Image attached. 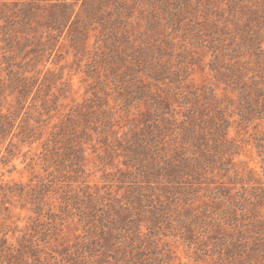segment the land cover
<instances>
[{
    "label": "rangeland",
    "instance_id": "1",
    "mask_svg": "<svg viewBox=\"0 0 264 264\" xmlns=\"http://www.w3.org/2000/svg\"><path fill=\"white\" fill-rule=\"evenodd\" d=\"M123 1L127 18L118 42L103 36V25L87 20L80 0L76 5L80 21L73 18L75 28L64 30L51 57L50 49L44 45L42 60L29 63L37 43L45 42L56 9L42 4L31 29H27L14 23L19 6L0 0V115L18 106L19 93L9 84L3 58L8 53L12 55L9 64L14 72L30 71L27 76L38 78L18 124L22 121L34 132L43 133L33 144L22 143L17 130L0 135V188H16L15 184L27 185L41 179L49 185L41 208L42 225L36 224L38 216L30 203L14 194L6 198L0 195V238L7 232L11 244L25 246L32 264H131L130 259L136 264H239L236 259L219 256L214 244L229 243L230 235L235 237L238 233L219 221L217 209L225 200L221 196L215 201L212 192L219 194L223 189L226 195L254 205L256 226L250 228V235L240 244L249 246L256 241V231L264 229V121L240 123L236 92L231 87L225 91L224 71L222 82L216 81L210 69L214 56L204 45H210L214 33L221 29L236 36H227L229 43L249 36L245 27L257 25L264 0H191L198 5L195 10L186 0ZM232 14L238 17L239 26L231 21ZM80 32L87 37L84 51L71 45L69 33L75 36ZM262 34L264 48V30ZM4 36L10 39L8 45ZM17 42L23 44L19 50ZM245 60H249L248 53ZM254 69L257 68L253 66ZM175 76L182 79L183 88H178ZM209 86L216 88L228 119L227 137L236 147L229 156L231 169L228 173L216 169L207 179L203 178L192 204L170 205L171 199L164 196L167 187L161 183L163 180L156 174L147 178L141 175L130 164L129 149L135 151L138 139L148 136L149 131L151 134L153 128L147 124L151 126L155 119L161 130H152L154 135L161 140L177 136H170L176 129L172 119L177 118L179 123L187 108L181 92H205ZM148 90L152 91L158 111ZM75 106H81L87 115H79L77 120L79 129L87 133L83 138L85 152L73 154L77 160L80 156L82 170L76 171L67 162L60 171L53 167L46 171L43 142L53 125L64 120ZM139 163L136 162L137 167ZM63 195L67 196L66 201L61 198ZM126 204L133 208L127 215ZM187 208L209 220L192 226L189 234L185 232ZM138 209L142 210L140 215L135 214ZM162 209L168 216L155 225L154 214ZM128 218L134 224H128L130 228L123 231L122 239L100 235L103 219L107 225L112 221L124 223ZM89 237L99 250L97 255L83 249ZM30 243L35 245L32 251L40 255L41 263H34L33 252L28 250ZM77 250L83 252L82 257H78Z\"/></svg>",
    "mask_w": 264,
    "mask_h": 264
},
{
    "label": "trees",
    "instance_id": "2",
    "mask_svg": "<svg viewBox=\"0 0 264 264\" xmlns=\"http://www.w3.org/2000/svg\"><path fill=\"white\" fill-rule=\"evenodd\" d=\"M9 1H12L15 6H19L16 11L20 12L16 15L17 18L14 20V23L22 24L27 29H31L32 20H34V17L37 15V9L42 4H49L50 7L56 9L53 15H51L53 23L51 29H49V33L46 35L45 42L40 41L37 43L38 47H35L33 51L35 55L29 60V63L42 60L41 57L44 55V48H46L44 45H47L50 49L49 56L51 57L64 30L69 28L71 31L75 28L76 22L73 18H76V21H80L79 14L76 12V5L80 0H72V3H69L68 0ZM185 2L192 7V10L198 8V5L192 3L191 0H186ZM82 6L87 20H95V22L103 25L106 30L103 36L109 39V41L115 40L118 42V34L122 32L126 25L125 1L83 0ZM255 11L256 13L258 12V10ZM260 13L262 14L258 15L260 20L257 22V25L249 27V29L248 25H246L245 28H247L249 36L240 37V42L236 40H233L232 43L227 42V36L231 34L230 36L233 39H236V36L232 32L221 29L220 33H214L210 45H204L209 48L214 56L210 69L216 81L218 83L222 82L221 73L224 71L226 78L223 81L226 86L224 88L225 91H227L228 87H231L236 92V114L241 124H253L256 120L264 121V48L262 39L264 7L260 9ZM231 16L233 17L231 19L233 24L238 25V17L234 14ZM55 31L56 34H54ZM69 35L71 37V45L75 49H79V51H84L87 43V37L84 33L80 32L75 36L69 33ZM3 41L8 45L7 42L10 39L4 36ZM97 42L95 45H97ZM199 43L201 44V42ZM17 44L18 50L19 45L21 48L23 47V44L18 42ZM247 53L249 54V60L244 61ZM11 57L12 55H8V53H4L3 55L4 63H7L6 70H8L9 84L19 93L17 96L18 106L15 110H9L7 113L0 115V135L7 136L13 130H15L14 133L17 130V137H20L22 143L33 144L42 138L43 133L34 132V129H30L27 125L22 124V121L18 124V120L21 118L20 114L25 107L28 97L38 85V78L27 76V72L30 71L14 72L9 64ZM27 65L29 64L27 63ZM253 66L257 69L253 70ZM175 82L179 85L178 88L184 87L182 79H178V76H175ZM148 94H150L149 98L151 97L150 100L154 103L155 110L158 111L159 107L152 97V91L148 90ZM180 97L183 98L187 108L183 112V119L179 123L177 122V118L172 119L171 123L176 129L170 133V136L172 134L178 135L170 137V140H161L158 135L152 133V130L156 132H160L161 130L157 124L158 119H155L151 126L147 124L148 128H153L151 129V134L149 131L148 136L142 135L138 139L135 151L129 149L131 152L129 154L130 164H134L133 166L139 169L140 174L145 176V178L156 174V178L163 180L161 183H164V186L167 187L164 196L166 199H171L170 205L176 203L177 207L192 204V198L194 196L198 197L199 186L202 184L203 178L207 179L208 175L213 174L216 169L224 170L227 173L230 172L232 161L229 159V156L235 153L234 150L236 149L227 137L228 119L226 118L216 88L209 86L205 92L190 89L189 93L185 94L182 91ZM84 112L81 106H75V109L72 108L64 120L62 119L60 123L53 125L52 130L43 142L42 160L47 168L46 171L50 167H53L56 171H60L61 167H64L67 162L72 164V167L76 171L80 172L82 170L78 161L80 156L77 160L74 159L73 154L79 151L85 152V149H82L83 138L87 133L84 129L81 131L79 125H77L79 115L87 118ZM35 122L39 123L40 120H36ZM18 129L21 130L18 131ZM177 129L178 131H176ZM169 141H173V143ZM137 161H140L139 167L136 166ZM151 163L153 168H150ZM15 186L16 188L12 186L0 188V195L6 198L14 194L30 203L33 206L32 210L38 216L36 224L42 225L39 220L42 216V207L46 203V197L48 196V189L46 188L49 185L45 184L44 180L41 179L37 183L27 185L15 184ZM215 193L212 192L215 201L220 200L221 196L225 200L221 207L217 209L219 210V221H224L225 225L236 229L238 233L235 237L230 235L229 243H226V241L225 243L224 241H214L215 246L218 248L219 256L223 255V259L225 256L232 260L236 259L239 264H264V250H262L264 248L263 227L256 231L259 238L253 241L251 245L248 246L246 244L241 246L240 244L247 235H250V228L256 226L255 218L257 215L254 212V205L244 203L231 195H226L227 193L223 189H220L219 194L221 195ZM61 198L66 201L67 196L63 195ZM181 199H183L182 203ZM176 210L178 209L176 208ZM187 210L188 216L185 221L186 234L191 232L192 226L200 225L201 221H203L202 223L209 221L207 219L203 220L193 210H189L188 208ZM124 212L126 215L132 213L133 208L126 204ZM140 212L142 213V210L138 209V211H135V214L140 215ZM150 212L154 213L151 210ZM48 214L54 215L51 212H48ZM167 216L168 214L164 209L156 212L154 214L155 220L153 219L154 224L157 225V223H160V218H166ZM131 220L128 218V221L119 224L112 221L106 225L103 219L100 235L110 234L112 239L120 240L122 239L123 231L130 228L131 222L134 224V221ZM136 232L140 234L141 230L137 228ZM94 243V239L89 237L82 245L83 249H86V252L90 254L97 255L99 250L93 247ZM229 244L232 245L231 248L228 246ZM34 247L33 243L28 244V250L33 252L34 263H41L40 255L36 251H32ZM28 252L25 246L16 247L11 244L7 238V232L3 233V236L0 238V264H32ZM77 254H79L78 257L83 256L81 255L83 254L82 251L77 250ZM139 254L136 253V255ZM129 262L136 264L133 259H130Z\"/></svg>",
    "mask_w": 264,
    "mask_h": 264
}]
</instances>
